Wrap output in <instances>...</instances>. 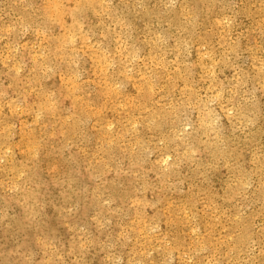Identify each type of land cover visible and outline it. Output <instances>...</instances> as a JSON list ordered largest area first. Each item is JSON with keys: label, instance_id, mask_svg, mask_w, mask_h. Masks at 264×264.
I'll return each mask as SVG.
<instances>
[{"label": "rangeland", "instance_id": "obj_1", "mask_svg": "<svg viewBox=\"0 0 264 264\" xmlns=\"http://www.w3.org/2000/svg\"><path fill=\"white\" fill-rule=\"evenodd\" d=\"M0 264H264V0H0Z\"/></svg>", "mask_w": 264, "mask_h": 264}, {"label": "bare ground", "instance_id": "obj_2", "mask_svg": "<svg viewBox=\"0 0 264 264\" xmlns=\"http://www.w3.org/2000/svg\"><path fill=\"white\" fill-rule=\"evenodd\" d=\"M109 3V2H108ZM123 4V3H122ZM183 6V5H182ZM38 14V13H37ZM49 23V22H48ZM189 25V24H188ZM130 30V29H129ZM194 32V31H193ZM117 37V36H116ZM177 42V41H176ZM109 49V48H108ZM49 52V51H48ZM128 54V53H127ZM165 56V55H164ZM110 62V61H109ZM259 63V62H258ZM43 64V63H42ZM109 69V68H108ZM109 78V77H108ZM118 78V77H117ZM112 79V78H111ZM86 84V83H85ZM110 86V85H109ZM140 89V88H139ZM67 90V89H66ZM124 95V94H123ZM155 95V94H154ZM146 98V97H145ZM130 99V98H129ZM120 100V99H119ZM122 104V103H121ZM112 107V106H111ZM143 107V106H142ZM125 109H127V108H125ZM148 109V108H147ZM110 111V110H109ZM108 111V112H109ZM55 112V111H54ZM107 112V111H106ZM113 113V112H112ZM159 113V112H158ZM148 115V114H147ZM159 115V114H158ZM143 116V115H142ZM130 117V115L128 116V118ZM144 117V116H143ZM117 118H118V116H117ZM147 118V117H146ZM163 118V117H162ZM112 119V118H111ZM124 120H125V118H124ZM180 120V119H179ZM137 121V120H136ZM64 122V121H63ZM108 122V121H107ZM125 123V122H124ZM130 123V122H129ZM128 124V123H127ZM118 126V125H117ZM162 126V125H161ZM212 126V125H211ZM104 127H106V126H104ZM151 127V126H150ZM155 127V126H154ZM122 128H124V127H122ZM153 128V127H152ZM161 128V127H160ZM159 129V128H158ZM124 132V131H123ZM118 134V133H117ZM116 134V135H117ZM84 136V135H83ZM161 137V136H160ZM178 137V136H177ZM148 139V138H147ZM99 140V139H98ZM129 140V139H128ZM117 142V141H116ZM129 142V141H128ZM127 143V142H126ZM125 144V143H124ZM129 144V143H128ZM141 146V145H140ZM165 151V150H164ZM167 151V150H166ZM87 152V151H86ZM190 153V152H189ZM22 154V153H21ZM166 154V153H165ZM164 154V155H165ZM6 158V157H5ZM119 158V157H118ZM193 159V158H192ZM21 167V166H20ZM219 211V210H218ZM222 215V214H221ZM213 226V225H212ZM149 234V233H148ZM147 235V234H146ZM181 243V242H180ZM94 244V243H93ZM181 259V258H180ZM185 259V258H184Z\"/></svg>", "mask_w": 264, "mask_h": 264}]
</instances>
